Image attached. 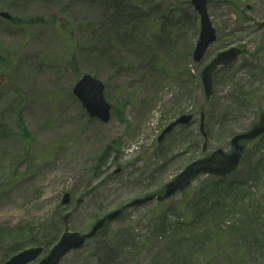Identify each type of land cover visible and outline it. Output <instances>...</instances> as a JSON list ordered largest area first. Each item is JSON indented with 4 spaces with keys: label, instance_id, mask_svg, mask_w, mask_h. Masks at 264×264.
Returning a JSON list of instances; mask_svg holds the SVG:
<instances>
[{
    "label": "rangeland",
    "instance_id": "rangeland-1",
    "mask_svg": "<svg viewBox=\"0 0 264 264\" xmlns=\"http://www.w3.org/2000/svg\"><path fill=\"white\" fill-rule=\"evenodd\" d=\"M122 1L142 10L127 35L106 22L102 0H0V11L14 17L11 23L0 19V264L33 237L58 243L67 214L70 232L86 234L106 214L171 182L203 156L202 113L208 153L230 152L233 135L222 137L224 109L234 107L238 85L259 90L242 114L228 113L236 133L264 111V69L252 76L257 65L264 68V0H209L218 40L200 64L193 60L200 20L190 0ZM233 46L243 54L216 72L215 93L207 100L201 72ZM93 47L108 48L112 61L94 60L87 52ZM84 75L105 83L115 110L110 123L89 118L74 95ZM183 115L194 121L159 143ZM108 150L102 167L99 159ZM263 155L264 139L250 144L233 176V195L241 197L237 185L248 184L244 205L264 203V171L259 178L246 175ZM208 179L199 177L192 190ZM65 193L72 196L68 205L61 204ZM187 202L180 193L130 208L60 264H230L229 257L235 264H264V214L256 250H246L238 235L212 247L198 237L196 220L174 231L185 222ZM237 208L236 223L244 210Z\"/></svg>",
    "mask_w": 264,
    "mask_h": 264
},
{
    "label": "water",
    "instance_id": "water-1",
    "mask_svg": "<svg viewBox=\"0 0 264 264\" xmlns=\"http://www.w3.org/2000/svg\"><path fill=\"white\" fill-rule=\"evenodd\" d=\"M197 12L201 17V33L194 51V60L200 62L204 57L207 49L217 40L216 30L212 26V22L207 11V0H192ZM0 17L11 20V16L6 12H0ZM242 51L237 48H232L228 51L221 52L217 57L203 70L202 78L206 97L210 99L213 95V76L215 71L220 66H228L238 60ZM105 85L98 79L89 75L84 76L74 88L75 96L83 103L84 108L92 119H98L103 123H108L111 120L112 106L106 101L104 96ZM193 120L192 115L182 116L172 123L161 135L160 141L164 139L166 134L171 132L177 125H186ZM201 133L207 139L205 131L204 116L201 120ZM264 135V113L261 115L259 122L248 132L236 135L231 145L234 151L230 154L222 149H218L209 157L199 159L188 165L173 181L167 184L163 195L152 194L145 198L134 200L128 206L114 211L105 218L98 221L91 232L86 235L72 233L69 231L68 223L70 215H66L64 223L66 225L65 233L60 241L51 250L49 255L41 260L38 264H60L62 259L71 251L81 249L87 240L94 238L97 233L103 229L106 222H112L120 217L127 208L142 206L147 203L158 201L165 202L179 192L187 190L192 182L200 175L226 177L234 173L242 160L246 145H241V142H252ZM207 142L204 144V151L207 150ZM71 201L70 193H66L62 200V205H67ZM82 200H79L81 203ZM44 249L42 247L31 248L23 251L12 257L6 264H30L37 260Z\"/></svg>",
    "mask_w": 264,
    "mask_h": 264
},
{
    "label": "trees",
    "instance_id": "trees-1",
    "mask_svg": "<svg viewBox=\"0 0 264 264\" xmlns=\"http://www.w3.org/2000/svg\"><path fill=\"white\" fill-rule=\"evenodd\" d=\"M103 5L105 7L104 17L106 22L111 25L112 29L117 32L118 35H126L129 30L136 24L134 19V10L133 6L129 2H122V0H103ZM139 11L142 12L140 9ZM129 22H127V19ZM127 26V29H124V26ZM89 49V48H88ZM87 49V50H88ZM95 51L91 52V48L87 51L93 55L94 60H108L112 61L109 49H100L98 47H93ZM84 50H86L84 48ZM264 69L260 65H257L253 68V77H259L256 71ZM257 75V76H256ZM258 81H260L258 79ZM258 88H254V85L249 87H243L241 85L237 86L235 96L233 98V105L226 106L224 113L227 116L224 118V128L222 129V137L227 135L234 136L236 134L235 127L233 125V120L235 118H230L228 113L231 111L235 114H242L243 109L255 103L258 94ZM188 126H185V129ZM262 140L264 137L261 138ZM110 155L109 150L103 154L102 158L99 159L103 161L102 166L106 163V159ZM143 160V159H142ZM100 162V161H99ZM135 164V163H133ZM264 171V155L263 158H260L255 166L251 169H248L247 176L255 175L260 177L261 173ZM209 179L204 182L197 190L190 188L186 194L188 197V202L185 206L187 211L184 219V223H177L175 225L174 231L178 233L179 229H182L183 226H191L196 220L195 224L200 225V228H196L198 237L205 241V243H210L212 247H216L229 240V236L238 235L242 240L245 241L246 250H256L258 246L263 242V240L258 235L257 226H262L261 219L264 214V203L244 205V198L247 195L246 188L248 184L240 183V193L241 197L238 195H233V192L238 188L236 187V182L233 180V177H228L226 179H219L216 177H208ZM164 190V184L157 187V193H162ZM259 200V199H258ZM246 206H250L247 207ZM238 207L244 210L242 211L241 221L238 220V223L233 221L234 218V208ZM237 208V209H238ZM240 210V209H239ZM216 213V215H214ZM240 223V224H239ZM249 225V226H248ZM19 229V228H18ZM13 232V231H12ZM23 230L19 229L17 234H22ZM195 234V233H194ZM5 235V232L0 230V241L2 236ZM16 235L13 232L12 238ZM54 239L47 241H39L34 237L29 239L24 245V250L27 246L41 245L45 248L53 246ZM264 245V244H263ZM22 247H16L9 255L18 253ZM234 257H229V263H234ZM7 258H4L3 263H5Z\"/></svg>",
    "mask_w": 264,
    "mask_h": 264
}]
</instances>
